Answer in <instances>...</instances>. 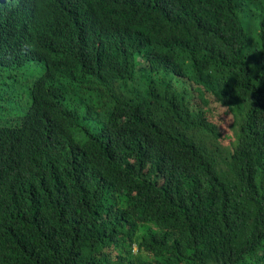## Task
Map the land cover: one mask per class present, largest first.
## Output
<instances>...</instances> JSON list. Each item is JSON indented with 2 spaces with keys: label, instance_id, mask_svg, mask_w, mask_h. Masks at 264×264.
Returning <instances> with one entry per match:
<instances>
[{
  "label": "trees",
  "instance_id": "1",
  "mask_svg": "<svg viewBox=\"0 0 264 264\" xmlns=\"http://www.w3.org/2000/svg\"><path fill=\"white\" fill-rule=\"evenodd\" d=\"M10 82L0 264H264V0H0Z\"/></svg>",
  "mask_w": 264,
  "mask_h": 264
},
{
  "label": "rangeland",
  "instance_id": "2",
  "mask_svg": "<svg viewBox=\"0 0 264 264\" xmlns=\"http://www.w3.org/2000/svg\"><path fill=\"white\" fill-rule=\"evenodd\" d=\"M261 1L262 0H256V3L260 5ZM252 33L254 36H257V29H252ZM42 71H43V68L39 64L38 65L32 64L30 66L27 65L21 68V73L23 75V78H28V79L32 78V81L34 77L39 76ZM32 81L30 85L32 84ZM11 83L12 82H10L8 85V92L10 93L11 91L9 88H10ZM16 89L20 91L19 96L15 95L16 91H14V94L11 93L12 95L11 98H8L9 97L8 94L7 96H3L4 92L0 93V123H8L10 125H13L15 124L17 117L23 116L27 112L26 104L29 101V93L27 91V87L26 85H18ZM5 99H7V101H5ZM2 101H5L6 103L3 104ZM219 107L220 106L217 104H213V106L211 107L210 118L212 120H214L213 117L215 113L218 111ZM226 117H228L229 121L231 122L230 115L229 114L227 115L226 113H223V115L219 117V120L226 119ZM219 120L214 121L215 123H217L218 126H219ZM230 122L228 123V126L231 129ZM220 128L222 129L224 136H222V140L218 139V141L221 144V146H223V148L226 149L228 147L224 146V139H223L225 137L226 130L223 127H220ZM224 160H227V159H224Z\"/></svg>",
  "mask_w": 264,
  "mask_h": 264
},
{
  "label": "clouds",
  "instance_id": "3",
  "mask_svg": "<svg viewBox=\"0 0 264 264\" xmlns=\"http://www.w3.org/2000/svg\"><path fill=\"white\" fill-rule=\"evenodd\" d=\"M226 111H227L226 107L220 106L218 108V111L215 113V115L213 117L214 121L219 120V117L222 116L223 113H225ZM229 122L230 121H229L228 117H226V119L219 120V126L223 127L226 130L225 137L223 139H224V146H227V147H231L230 141L234 140V133L232 132V130L228 126ZM132 253L134 255L138 254V247L136 244H133Z\"/></svg>",
  "mask_w": 264,
  "mask_h": 264
}]
</instances>
